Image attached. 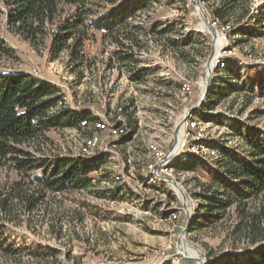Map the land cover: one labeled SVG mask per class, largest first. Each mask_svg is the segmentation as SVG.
<instances>
[{"label":"rangeland","instance_id":"1","mask_svg":"<svg viewBox=\"0 0 264 264\" xmlns=\"http://www.w3.org/2000/svg\"><path fill=\"white\" fill-rule=\"evenodd\" d=\"M135 1H102L97 13L120 15ZM221 2L155 0L145 12L128 18L124 33L104 38L101 31L94 32L84 43L86 61L78 69L79 77L68 64V51L49 60L46 50L34 49L11 33L0 0V37L13 52L0 55V72L34 74L62 86L58 92L72 109L91 107L98 112L103 106H124L131 132L119 144L135 161L151 140L166 139L168 149L175 124L201 100L197 111L214 123L207 128V138L219 142L220 153L221 148L245 152L248 135L264 138V60L253 61L264 53L263 10L259 9L258 20L250 14V0L236 1L225 22L231 23V31L212 37L206 11L211 14ZM228 44L236 54L226 58V69L218 71L210 55ZM117 52L131 54L132 59L122 62ZM137 72L144 73L142 80L133 79ZM239 82L247 86L245 91L215 98L218 88ZM183 83L189 94L182 92ZM82 134L69 126L50 128L25 148L48 160L75 155ZM205 165L196 163L193 170L174 173L179 189L188 196L189 227L179 190L168 183L162 185L166 196H149L137 187L130 191L124 178L104 170L90 172L88 188L56 191L42 189L36 179L9 164L1 166L0 202L6 199V203L0 205V231L12 250H0V264H208L219 255H251L264 248V218L249 236L243 224L237 228L241 213L235 203L222 217L211 218L202 199L210 194L200 185H213L219 167L216 161ZM244 207L249 214L259 213L264 192L250 197ZM188 247L197 251L196 257L182 252Z\"/></svg>","mask_w":264,"mask_h":264},{"label":"trees","instance_id":"2","mask_svg":"<svg viewBox=\"0 0 264 264\" xmlns=\"http://www.w3.org/2000/svg\"><path fill=\"white\" fill-rule=\"evenodd\" d=\"M102 1L112 0H3V4L7 28L11 33L34 49L46 50L49 60L58 59L61 53L68 51L71 71L80 77L82 72L77 73L78 69L86 61L85 41L91 39L96 31H101L104 38L113 37L118 32L124 33L122 27L127 26L128 18L136 12H145L155 0H136L124 6L120 15L113 11L98 14L97 7ZM236 1L222 0L220 6L211 9L210 15L227 22L226 17ZM2 13L0 9V15ZM255 15L258 14L253 16L258 20L260 16L264 18V11L260 16ZM156 31L162 32L159 29ZM0 55L13 56L1 37ZM116 57L128 63L132 59L131 54L119 52ZM143 74L134 73L133 79L142 80ZM246 88L241 82L229 83L217 89L215 98H227ZM84 115L90 117L87 112ZM80 117L64 104L58 88L49 81L21 72H0V168L9 164L20 174L36 179L42 189L62 191L88 188L92 182L90 172L97 162L72 155L48 160L36 157L25 148L50 128L74 126ZM202 118L209 119L205 115ZM246 141L245 152L221 148V157L216 160L218 173L212 177L213 185L203 184L200 188L210 194L202 199L212 219L222 217L235 203L241 213L237 228L243 224L249 236L258 230L259 222L264 218V207L257 214L247 213L244 207L250 197L264 192V138L248 135ZM202 165L206 167L205 163ZM185 166L190 169L194 164L186 163ZM5 203L6 199H2L0 205L4 206ZM195 226L192 223V227ZM0 250H12L1 231ZM208 264H264V248L256 249L251 255H219Z\"/></svg>","mask_w":264,"mask_h":264},{"label":"built area","instance_id":"3","mask_svg":"<svg viewBox=\"0 0 264 264\" xmlns=\"http://www.w3.org/2000/svg\"><path fill=\"white\" fill-rule=\"evenodd\" d=\"M264 11V0H250L249 9L250 14H259V9ZM210 15V14H209ZM210 22L216 32L225 36L231 31V23H223L218 18L210 15ZM234 42V41H233ZM229 46V47H228ZM230 47V44L223 47L219 53L213 56L214 67L218 71H223L227 68V59L229 56H234L235 51ZM251 56L247 54L246 57ZM253 61L262 63L264 60V53L255 55ZM241 62V61H240ZM33 76H35L33 74ZM36 77V76H35ZM66 78V77H64ZM68 78H71L69 76ZM57 87H62L57 85ZM181 90L189 94L190 88L186 83H183ZM64 100V98H63ZM65 103V101H64ZM59 107H57L58 109ZM72 109V108H71ZM81 117L78 123L74 126H69L78 136L84 130H89L88 134H82L78 146V153L72 156H84L85 158L97 162L91 173L102 172L104 170L112 171L116 175L124 178L123 182L128 189L133 190L134 187L139 188L146 195H162L164 193L162 185L168 183L174 190L180 187L174 173L180 169H185L186 163L194 164V167L187 169L193 170L196 163H209L215 162L221 157L219 151V142L212 141L207 138V128L214 126L210 120L202 118L204 114L198 110L195 114L190 115L182 123L181 121L175 124L174 133L169 138L171 145L166 149V139L151 140L145 145L144 152L141 153L140 159L135 161L134 157L129 155L128 152L124 153L121 150L119 141L123 140L130 135L131 129L126 123L124 114L126 109L122 105H113L110 108L103 106L102 111H95L87 109H72ZM87 112L89 116H85ZM184 117V115H183ZM182 117V119H183ZM181 123L179 130L175 134L176 126ZM179 140L181 144H179ZM164 177V178H162ZM172 179L173 183L168 180ZM176 185V186H175ZM181 188V187H180ZM182 190V189H181ZM183 192V191H182ZM180 193V192H179ZM186 203H188V196L186 192ZM180 206L183 211V197L180 193L178 195ZM190 209V207H188ZM187 214V211L185 210ZM191 216V209L189 212Z\"/></svg>","mask_w":264,"mask_h":264},{"label":"water","instance_id":"4","mask_svg":"<svg viewBox=\"0 0 264 264\" xmlns=\"http://www.w3.org/2000/svg\"><path fill=\"white\" fill-rule=\"evenodd\" d=\"M196 3L198 4V5H200V0H196ZM206 16H207V19H206V21H207V27L209 28V30H210V32H212V37L216 34V29L214 28V27H212V25H211V22H210V15H209V13H207V11H206ZM212 55H210V60H212ZM201 102H202V100H201ZM201 102H199V104H201ZM199 104L198 105H196V106H192V107H190L189 109H187V111H186V113L184 114V117H183V119H182V121H181V123L184 121V120H186L190 115H192V114H195L196 112H197V108L199 107ZM181 123H179L177 126H176V131H175V134L177 133V131L179 130V126L181 125ZM162 178H164V177H162ZM168 180L171 182V183H173V181H172V179H170L169 177H168ZM174 184V183H173ZM176 186V185H175ZM177 188H178V186H176ZM181 193V195H182V197H183V203H182V205H183V208L187 211V212H189V209L187 208V203H186V195H185V193L184 192H180ZM187 219H186V225H187V227H189L190 226V224H191V219H190V215H189V213H187V217H186Z\"/></svg>","mask_w":264,"mask_h":264},{"label":"bare ground","instance_id":"5","mask_svg":"<svg viewBox=\"0 0 264 264\" xmlns=\"http://www.w3.org/2000/svg\"><path fill=\"white\" fill-rule=\"evenodd\" d=\"M180 141V140H179ZM181 143V141H180ZM179 190V192H181V190L179 189V187L177 188ZM182 252L185 254L187 253L188 256H193L196 257L197 255V251H195L193 248H181Z\"/></svg>","mask_w":264,"mask_h":264},{"label":"crops","instance_id":"6","mask_svg":"<svg viewBox=\"0 0 264 264\" xmlns=\"http://www.w3.org/2000/svg\"><path fill=\"white\" fill-rule=\"evenodd\" d=\"M236 54V53H235Z\"/></svg>","mask_w":264,"mask_h":264}]
</instances>
